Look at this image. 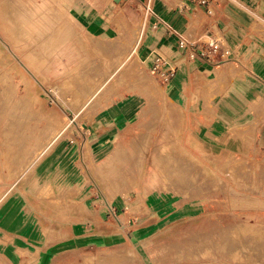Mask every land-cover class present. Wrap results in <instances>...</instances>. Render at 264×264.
Segmentation results:
<instances>
[{"label": "rangeland", "instance_id": "obj_1", "mask_svg": "<svg viewBox=\"0 0 264 264\" xmlns=\"http://www.w3.org/2000/svg\"><path fill=\"white\" fill-rule=\"evenodd\" d=\"M114 8L116 0H0V205L26 181L36 184L39 164L66 148L87 184L47 200L101 221L88 230L78 218L85 229L55 264H264V166L228 156L226 143L221 156L202 158L171 132L179 111L168 80L138 54L145 15L122 7L110 13L109 36L87 30V20ZM126 98L140 101V116L97 163L92 121Z\"/></svg>", "mask_w": 264, "mask_h": 264}, {"label": "crops", "instance_id": "obj_2", "mask_svg": "<svg viewBox=\"0 0 264 264\" xmlns=\"http://www.w3.org/2000/svg\"><path fill=\"white\" fill-rule=\"evenodd\" d=\"M130 5L145 15L139 58L153 67L162 56L175 70L166 85L167 97L179 111L171 127L179 129L171 132L181 134L182 143L201 148L195 153L202 158L204 153L221 156L226 143L223 150L228 156L264 166V0H212L203 6L196 0H122L106 16L87 20V30L109 36L110 13L122 7L127 12ZM179 36L223 38L233 61L221 66L192 58L190 50L180 47ZM140 106L139 100L126 98L95 115L90 144L97 163L116 152L140 116ZM194 148L189 144L183 152L190 157ZM50 156L39 164L32 181L36 184L26 181L0 205V264H55L61 248L81 237L76 234L85 223L78 218L88 221V230L101 221L86 212L50 206L51 193L65 196L77 184L78 188L87 184L75 151L64 148Z\"/></svg>", "mask_w": 264, "mask_h": 264}, {"label": "built area", "instance_id": "obj_3", "mask_svg": "<svg viewBox=\"0 0 264 264\" xmlns=\"http://www.w3.org/2000/svg\"><path fill=\"white\" fill-rule=\"evenodd\" d=\"M212 0H196L199 5H208ZM189 7L185 6L184 10H188ZM179 45L182 49H188L191 52L192 58H201L206 63L214 64V65H222L225 61L230 59L232 54L231 50L227 47L225 43V39L223 38H209L207 40H203V38H198L194 40H190L187 37L179 36ZM153 69L158 72L164 74L167 80H170L171 77L175 74V70L168 67L166 60L164 57L159 56L156 58ZM85 136L88 138V134L90 131H85ZM88 139L85 140L87 143ZM76 142H74V145ZM85 146V144H84ZM83 146V147H84ZM83 153V150L81 151ZM104 197L101 199V203H105L108 212L110 215L116 220L119 221V210L113 204H109L105 202Z\"/></svg>", "mask_w": 264, "mask_h": 264}, {"label": "bare ground", "instance_id": "obj_4", "mask_svg": "<svg viewBox=\"0 0 264 264\" xmlns=\"http://www.w3.org/2000/svg\"><path fill=\"white\" fill-rule=\"evenodd\" d=\"M7 16H8V15L6 14V17H7ZM8 17H11V16L9 15ZM11 19H12V18H11ZM29 58H30V57H29ZM33 58H34V57H33ZM29 60H30V59H29ZM37 61H38V60H37ZM37 61H36V62H37ZM22 99H23V98H22ZM23 101H24V100H23ZM24 102H25V101H24ZM169 164H170V163H169ZM165 165H166V164H165ZM165 165H164V167H165ZM168 166H171V165H168ZM168 166H167L166 168H168ZM172 166H173V165H172ZM172 166H171V167H172ZM164 167H163V169H164ZM171 167H170V168H171ZM173 167H174V166H173ZM166 168H165V169H166ZM169 170H170V169H169ZM169 170H168L167 172H170V174H172V173H171L172 170H171V171H169ZM164 173H165V172H164ZM174 173H175V172H174ZM166 175H167V174H166ZM172 178H173V177H170V180H171ZM174 179H176V177L173 178V180H174ZM177 179H178V177H177ZM177 179H176V180H177ZM187 179H188V178H187ZM173 180H171V181H173ZM188 180H189V179H188ZM183 182H184V181H183ZM186 182H188V181H186ZM175 183H176V182H175ZM109 204H110V203H109ZM104 207H105V206H104ZM104 209H105V208H104ZM247 229H248L247 231H250V232H253V231L255 230V229L250 228V227L247 228ZM260 230H261V229H260ZM256 231H258V230H256ZM258 233H259V232H258ZM260 233H261V235H262V232H260ZM251 234H253V233H251ZM245 235H246V234H245ZM260 237H261V236H259V238H260ZM259 238H258V239H259ZM245 239H246V236H245ZM233 240H234V239H233ZM247 240H248V239H247ZM240 241H241V240H240ZM252 241H253V240H252ZM263 241H264V240H263ZM236 242H238V241H236ZM236 242H235V243H236ZM261 242H262V241H261ZM261 242H260V243H261ZM251 243H252V242H251ZM232 244H233V242H232ZM239 244H240V243H238V245H239ZM253 244H254V243H253ZM255 244H256V243H255ZM257 244H258V243H257ZM262 244H264V242H263ZM230 245H231V244H230ZM233 245H234V244H233ZM242 245H243V244H242ZM248 245H249V243H248ZM259 245H260V244H259ZM255 246H256V245H255ZM236 247H238L237 244H236ZM236 247H235V248H236ZM241 247H242V246H241ZM258 247H261V245L258 246ZM253 249H254V248H253ZM256 249H257V248H256ZM262 249H263V248H262ZM236 250H237V249H236ZM240 250H241V249H240ZM257 250H258V249H257ZM259 250H260V248H259ZM235 252H236V251H235Z\"/></svg>", "mask_w": 264, "mask_h": 264}, {"label": "water", "instance_id": "obj_5", "mask_svg": "<svg viewBox=\"0 0 264 264\" xmlns=\"http://www.w3.org/2000/svg\"><path fill=\"white\" fill-rule=\"evenodd\" d=\"M121 0H116V2H120Z\"/></svg>", "mask_w": 264, "mask_h": 264}]
</instances>
